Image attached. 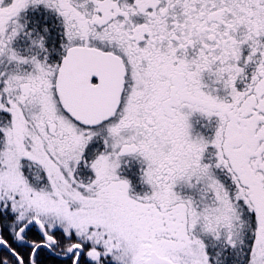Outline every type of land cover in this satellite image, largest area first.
<instances>
[{"label":"snow or ice","instance_id":"6c2138e0","mask_svg":"<svg viewBox=\"0 0 264 264\" xmlns=\"http://www.w3.org/2000/svg\"><path fill=\"white\" fill-rule=\"evenodd\" d=\"M0 264H264V0H0Z\"/></svg>","mask_w":264,"mask_h":264}]
</instances>
